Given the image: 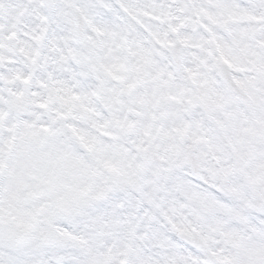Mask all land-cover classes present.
Wrapping results in <instances>:
<instances>
[{
	"label": "snow or ice",
	"instance_id": "snow-or-ice-1",
	"mask_svg": "<svg viewBox=\"0 0 264 264\" xmlns=\"http://www.w3.org/2000/svg\"><path fill=\"white\" fill-rule=\"evenodd\" d=\"M0 264H264V0H0Z\"/></svg>",
	"mask_w": 264,
	"mask_h": 264
}]
</instances>
